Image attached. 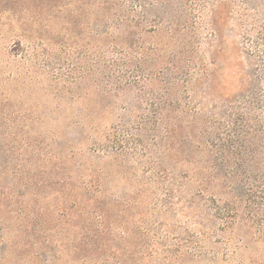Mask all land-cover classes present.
Segmentation results:
<instances>
[{
    "label": "trees",
    "instance_id": "16d2710c",
    "mask_svg": "<svg viewBox=\"0 0 264 264\" xmlns=\"http://www.w3.org/2000/svg\"><path fill=\"white\" fill-rule=\"evenodd\" d=\"M66 1L62 9L69 11L74 4L73 12L92 16L88 26L100 41L104 76L116 75L119 88L143 90L146 85L149 95V109L138 121H120L99 135L107 129L90 120L86 130L96 137L89 155L98 160L121 156L124 162L146 157L144 174L162 179L167 206L175 199L190 207L204 201L225 229L244 220L251 245L258 248L249 264H264V0ZM151 38L159 40L153 43ZM230 42L240 53V82L232 94L225 92L220 71ZM154 83L162 93L148 87ZM6 165L0 160V169ZM93 165L83 185L86 228L90 233L96 221L94 230L102 233L110 214L98 207L105 205L106 173ZM193 176L199 187L189 192ZM15 177L9 184L0 174V264H57L62 257L68 264H109L110 258L98 261L108 251L103 250L107 242L90 235L82 242L80 257L78 247L69 249L63 240L47 237L40 245L35 235L46 225H29L26 219L36 209L28 211L20 200L32 181ZM176 179L180 183L175 190ZM65 217L70 218L69 211ZM65 247L75 255L68 257Z\"/></svg>",
    "mask_w": 264,
    "mask_h": 264
},
{
    "label": "rangeland",
    "instance_id": "374dc122",
    "mask_svg": "<svg viewBox=\"0 0 264 264\" xmlns=\"http://www.w3.org/2000/svg\"><path fill=\"white\" fill-rule=\"evenodd\" d=\"M66 5V0H0V160L7 161L0 174L9 184L14 175L32 181L20 200L28 211L36 209L26 219L29 225H46L35 238L40 245L47 237L63 240L69 249L78 247L80 257L90 235L107 242L98 261L110 258L109 264H249L258 248L244 220L225 229L204 201L190 207L175 199L167 206L162 179L144 174L146 157L124 162L121 156L89 155L96 137L86 130L90 120L107 129L99 135L120 121H138L149 109V95L146 85L119 88L116 75L104 76L100 41L88 26L92 16L73 12L74 4L62 9ZM226 49L220 71L225 92L232 94L240 82V53L231 42ZM148 87L163 91L156 83ZM93 164L106 173L105 205L98 207L110 214L102 233L94 230L96 221L90 233L86 228L83 185ZM194 178L188 179L189 192L199 187ZM179 183L176 179L175 190ZM113 198L118 203L109 205ZM67 247V256H74ZM68 263L62 257L57 264Z\"/></svg>",
    "mask_w": 264,
    "mask_h": 264
}]
</instances>
